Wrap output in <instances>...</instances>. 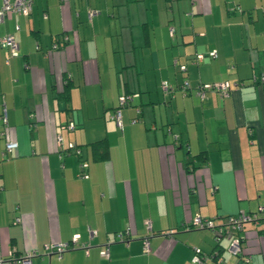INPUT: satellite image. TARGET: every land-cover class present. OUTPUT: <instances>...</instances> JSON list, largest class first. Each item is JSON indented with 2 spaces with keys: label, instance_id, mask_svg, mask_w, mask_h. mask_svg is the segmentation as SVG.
I'll list each match as a JSON object with an SVG mask.
<instances>
[{
  "label": "crops",
  "instance_id": "crops-1",
  "mask_svg": "<svg viewBox=\"0 0 264 264\" xmlns=\"http://www.w3.org/2000/svg\"><path fill=\"white\" fill-rule=\"evenodd\" d=\"M3 33L17 53L0 46V258L35 249L30 264H193V246L215 247L195 213L264 203V0H33L4 16ZM183 77L232 88L162 92ZM126 92L137 95L119 125L110 114ZM101 138L107 156L95 159ZM6 140L16 146L3 156ZM124 228L127 244L114 239ZM241 232L248 264H264V218ZM73 235L59 257L45 247Z\"/></svg>",
  "mask_w": 264,
  "mask_h": 264
},
{
  "label": "built area",
  "instance_id": "built-area-1",
  "mask_svg": "<svg viewBox=\"0 0 264 264\" xmlns=\"http://www.w3.org/2000/svg\"><path fill=\"white\" fill-rule=\"evenodd\" d=\"M33 0H0V22L3 20L4 16L9 12L20 13V14H28L31 9V4ZM95 12L93 9H88L87 14L90 18L91 15ZM264 36V33H263ZM0 46H4L7 48L9 55H15L17 53V42L14 39L13 35L10 33L0 34ZM55 44H52V48L55 47ZM216 55L215 49H210L206 52H197L194 55L193 60L195 62L201 61L204 57H214ZM173 64H177L176 60L172 61ZM232 67V65H230ZM179 68L183 69L184 65L179 64ZM252 82L257 81L256 77H251ZM260 80H264V75L260 76ZM233 86H238L239 83L234 80L232 82ZM175 85L163 81L161 83V88L165 92H173L175 90ZM189 85L186 80L179 85V90L184 94L189 89ZM178 89V87H177ZM195 93L199 97H203L208 91H216L221 95L228 94L229 85L226 81H213V82H198L193 87ZM131 96L121 94L118 96L117 106L113 109L110 114V117L113 118L117 124L120 125V107L125 105V103L130 99ZM136 111L138 109L136 108ZM0 120L2 123H6V117L4 112L0 114ZM136 118H132V121H135ZM70 126V125H69ZM57 139L60 140V137L57 136ZM16 143L13 140H6L4 142L3 148V156H6V152L15 148ZM81 167H84L86 163L81 161L79 164ZM84 175V172L81 173ZM261 218H264V203L257 204L256 207L252 210H238L235 213L224 214V215H213V216H203L199 213H195L191 218V226L202 228L208 230L211 234L212 239L215 243V247L209 251H203L197 246H193L191 262L193 264H209V261L214 262L215 264H248L249 255L243 251L242 248V235L241 231L246 222H258ZM19 217L14 218V222H18ZM149 228V223L146 225ZM92 233V231H90ZM131 234L127 228L122 230H117L114 233V239L117 241H122L125 244L128 243ZM226 238L227 243L224 246L225 251L233 257L232 261L225 260L224 256L221 253L220 249V240ZM69 243H76V235L71 236L69 241H60V242H52L45 244V247H48L51 252L56 254V256H60L61 253L68 248ZM108 244L107 241L101 248L100 253L108 257ZM143 250L148 251L149 242L147 235L142 238ZM79 246L86 248L87 244H79ZM36 253L35 249L26 250L22 254L14 255L9 253L6 257L0 258V264L5 262L13 263V264H30L31 256Z\"/></svg>",
  "mask_w": 264,
  "mask_h": 264
},
{
  "label": "trees",
  "instance_id": "trees-1",
  "mask_svg": "<svg viewBox=\"0 0 264 264\" xmlns=\"http://www.w3.org/2000/svg\"><path fill=\"white\" fill-rule=\"evenodd\" d=\"M53 44H55V45H57L56 43H53ZM56 47V46H55ZM216 56V55H215ZM214 56V57H215ZM207 57V56H206ZM206 57H204V58H206ZM214 57H207V58H214ZM203 58V59H204ZM202 59V60H203ZM198 62V61H197ZM177 63V62H176ZM230 65H232V67H233V64L232 63H229L228 64V67H230L231 68V66ZM177 66H179V64L177 65ZM180 69V68H179ZM184 69V68H183ZM183 69H180V70H183ZM183 80H186L187 81V83H188V85H189V89L187 90V92L186 93H182L180 90H179V85L183 82ZM239 84H241V82L240 81H238V80H236ZM200 82V81H199ZM213 82V81H212ZM251 82H252V80H251ZM198 83V82H197ZM228 83V82H227ZM196 85V83L194 84V85H191L190 83H189V81H188V79L186 78V77H183L182 79H181V81L177 84V85H175L176 87H175V90H178L182 95H185V94H187L188 92H189V90H194L193 89V87ZM229 85V91H230V89L232 88V87H230L231 85L230 84H228ZM177 87H178V89H177ZM234 87H236V86H234ZM65 88H66V86H65ZM161 90H162V88H161ZM174 90V91H175ZM173 91V92H174ZM229 91H228V93H229ZM162 92L164 93V94H166V93H168V94H171V92H165V91H163L162 90ZM172 92V93H173ZM216 92V91H215ZM65 93L67 94V91H66V89H65ZM194 93H195V91H194ZM218 93V92H217ZM65 94V95H66ZM124 95H129V96H131L130 97V99L125 103V105H128V104H130L131 103V101L133 100V98L137 95L136 93H134V92H126V93H123ZM121 95V94H120ZM227 95V94H226ZM117 103H118V97H117ZM125 105H123V106H125ZM116 106H117V104H116ZM116 106H114L113 107V109L116 107ZM122 107V106H121ZM120 107V108H121ZM137 108V107H136ZM136 108H135V111H136ZM113 109H112V111H113ZM138 109V108H137ZM138 111H136V113H137ZM137 119V118H136ZM90 145L92 146V149H93V156H94V158L95 159H103V158H105L106 156H107V148H108V144H107V142H106V140L104 139V138H101V139H98V140H94V141H92V142H90ZM66 150H72L75 154H79V146L78 145H76L75 143H69L68 144V146H67V148H65ZM64 150V149H63ZM81 161H83V160H81ZM13 222H14V219H13ZM70 240V239H69ZM68 240V241H69ZM73 245V246H75L77 243H74V244H72V243H69V245ZM70 245V246H71ZM67 249V248H66Z\"/></svg>",
  "mask_w": 264,
  "mask_h": 264
}]
</instances>
